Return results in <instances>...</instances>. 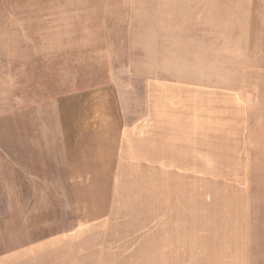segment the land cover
<instances>
[{"label": "rangeland", "instance_id": "1", "mask_svg": "<svg viewBox=\"0 0 264 264\" xmlns=\"http://www.w3.org/2000/svg\"><path fill=\"white\" fill-rule=\"evenodd\" d=\"M101 88L109 178L74 185L105 209L74 210L52 105ZM77 220L83 264H264V0H0V264Z\"/></svg>", "mask_w": 264, "mask_h": 264}, {"label": "crops", "instance_id": "2", "mask_svg": "<svg viewBox=\"0 0 264 264\" xmlns=\"http://www.w3.org/2000/svg\"><path fill=\"white\" fill-rule=\"evenodd\" d=\"M118 100L112 90L101 88L73 91L59 97L52 105L55 151L51 152V147L46 148V157L52 156L53 161H48V169L39 180L65 183L61 197L70 201L71 209H105L104 204L96 207L94 192L80 191L79 186L74 183H92L109 178L111 127L120 117L116 105ZM94 224L92 221L77 220L74 222V236L65 237L60 244L56 243V247L62 245L61 252L26 254L21 258L17 256L13 259L14 264L87 263L89 258L91 260L94 249L89 251L82 248L87 247L88 240L79 236L83 234L79 230L93 229Z\"/></svg>", "mask_w": 264, "mask_h": 264}]
</instances>
